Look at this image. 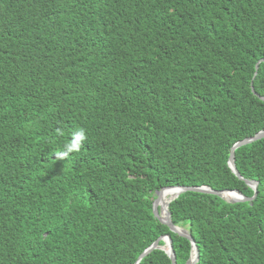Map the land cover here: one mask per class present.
<instances>
[{
    "label": "trees",
    "instance_id": "1",
    "mask_svg": "<svg viewBox=\"0 0 264 264\" xmlns=\"http://www.w3.org/2000/svg\"><path fill=\"white\" fill-rule=\"evenodd\" d=\"M251 86L264 97V0H0V264H134L166 234L184 264L191 242L153 216L154 193L253 195L228 166L264 130ZM234 164L251 201L169 202L196 264H264V138Z\"/></svg>",
    "mask_w": 264,
    "mask_h": 264
},
{
    "label": "water",
    "instance_id": "2",
    "mask_svg": "<svg viewBox=\"0 0 264 264\" xmlns=\"http://www.w3.org/2000/svg\"><path fill=\"white\" fill-rule=\"evenodd\" d=\"M260 61H263V59H260L256 62L255 64V74L257 72L258 69V64ZM252 92L260 97V99H262L264 101V97L260 96L258 93L255 92L253 86H251ZM264 138V130L257 132L255 135L251 136V137H247L244 138L242 140H239L237 142H235L231 148H230V153H229V157H228V166L230 168V170L232 171L233 174H235V176H237L239 179L243 180L245 182L246 185H248L251 189H253L254 193L251 197L245 196L243 193H241L239 190L236 189H232V190H223V191H216V190H212L207 186H164L162 188H160L159 190L155 191V198L152 202V213L153 216L155 218H157L161 223L166 224L169 228V230L173 233H176L180 236H183L185 238H187L190 242H191V252H190V256L188 258V260L184 263V264H196L198 262L199 259V252H198V248L192 238V236L189 234V232L184 229L181 228L179 226L174 225L171 221H170V213L168 211V205L169 202L171 200H173L175 197H177V195L180 192H184V191H194V192H199V193H207V194H214V195H218L221 198H223L224 200L228 201V202H248L251 201L255 195H256V186H257V182L254 180H248V179H244L239 172L237 171L235 164H234V150L242 145L248 144L254 140L257 139H261ZM165 188H174L177 190L176 195L168 201V203L165 206V211L167 213V218L163 219L160 214L162 211V207L159 205V193L161 192L162 189ZM233 193L236 197L233 200H229L223 197V193ZM159 241H162L163 244L160 245ZM154 249H160L163 250L167 256L170 258L171 260V264H176L175 261V255H174V250L172 247V242H171V238L169 237V235H162L159 236L157 239H155L147 248L144 249V251L137 257L136 261L134 264H138L139 261L146 256L148 253H150L152 250Z\"/></svg>",
    "mask_w": 264,
    "mask_h": 264
},
{
    "label": "clouds",
    "instance_id": "3",
    "mask_svg": "<svg viewBox=\"0 0 264 264\" xmlns=\"http://www.w3.org/2000/svg\"><path fill=\"white\" fill-rule=\"evenodd\" d=\"M56 136L63 137L65 136V132L61 128H58L56 130ZM87 138V131L85 128H79L71 133L67 142L62 145V151L56 154V159L58 161L66 160L72 154L79 153Z\"/></svg>",
    "mask_w": 264,
    "mask_h": 264
},
{
    "label": "bare ground",
    "instance_id": "4",
    "mask_svg": "<svg viewBox=\"0 0 264 264\" xmlns=\"http://www.w3.org/2000/svg\"><path fill=\"white\" fill-rule=\"evenodd\" d=\"M177 190L174 188H165L163 189V191L161 190V192L159 193V205L162 207V211L160 216L163 219L167 218V213L165 211V206L168 203L169 200H171V198H166L167 196H171L172 198L176 195ZM224 198L229 199V200H233L235 199V195L233 193H223L222 194Z\"/></svg>",
    "mask_w": 264,
    "mask_h": 264
},
{
    "label": "rangeland",
    "instance_id": "5",
    "mask_svg": "<svg viewBox=\"0 0 264 264\" xmlns=\"http://www.w3.org/2000/svg\"><path fill=\"white\" fill-rule=\"evenodd\" d=\"M166 198H171V199H172V197H171V196H167Z\"/></svg>",
    "mask_w": 264,
    "mask_h": 264
}]
</instances>
